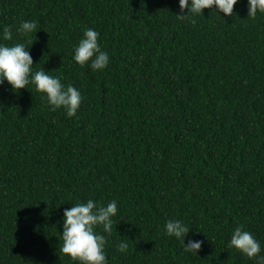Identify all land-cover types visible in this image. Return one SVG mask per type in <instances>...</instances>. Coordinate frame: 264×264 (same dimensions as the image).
I'll return each mask as SVG.
<instances>
[{"label": "trees", "instance_id": "obj_1", "mask_svg": "<svg viewBox=\"0 0 264 264\" xmlns=\"http://www.w3.org/2000/svg\"><path fill=\"white\" fill-rule=\"evenodd\" d=\"M214 10L192 22L178 0H0L3 43L34 40V70L84 97L68 118L34 85H0V264H78L62 214L88 199L118 205L108 264H257L227 244L242 225L264 249V13ZM25 20L36 34L16 35ZM87 28L110 55L102 71L72 58ZM173 218L198 255L166 235Z\"/></svg>", "mask_w": 264, "mask_h": 264}, {"label": "clouds", "instance_id": "obj_2", "mask_svg": "<svg viewBox=\"0 0 264 264\" xmlns=\"http://www.w3.org/2000/svg\"><path fill=\"white\" fill-rule=\"evenodd\" d=\"M239 0H178L181 20L191 19L203 15L204 9H215L217 13L231 16L234 6ZM247 16L255 19L258 12L264 13V0H247ZM187 9V14H184ZM36 21L25 20L15 29L16 35L30 37L39 30ZM14 33L11 26H4L0 30V85L7 82L13 91L29 89L34 85L37 92L43 93L52 111L63 109L68 118L75 117L84 100L80 90L71 84L62 82V77L50 75L45 70H34V62L30 47L34 40L14 42L11 45L3 41H13ZM36 40V39H35ZM100 33L95 28H87L82 38L74 46L73 60L81 67L88 66L93 71H102L110 63V55L100 44ZM118 214L115 200L105 204L88 199L65 208L62 214L63 230L60 239L63 241L61 252L78 264H108L105 254L107 236L112 233L113 218ZM98 229H102L98 231ZM191 228L181 219H169L164 231L169 237L178 240L184 251L198 255L203 241L185 239ZM227 247L234 248L243 256L255 259L257 264H264L261 255L262 246L254 235L244 230L242 225L233 229ZM116 249L119 253L127 254L129 243L121 240Z\"/></svg>", "mask_w": 264, "mask_h": 264}]
</instances>
